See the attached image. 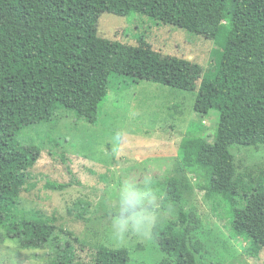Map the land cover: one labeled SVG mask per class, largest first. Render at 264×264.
<instances>
[{
    "label": "trees",
    "instance_id": "trees-1",
    "mask_svg": "<svg viewBox=\"0 0 264 264\" xmlns=\"http://www.w3.org/2000/svg\"><path fill=\"white\" fill-rule=\"evenodd\" d=\"M105 13L147 16L218 47L194 105L203 117L219 112L217 133L210 142L189 130L181 141L162 208L178 207V215L152 231L166 254L158 264H199L203 222L186 207L195 187L207 201L225 204L232 237L249 242L246 252L258 257L264 249V172L245 180L233 150L264 147V0H0V235L24 250L48 248L51 264L130 262L126 248L101 246L84 256L83 241L56 219L21 208L43 152L23 145L25 129H42L62 111L98 124L113 75L182 91L194 78L196 69L154 51L143 38L134 47L99 36ZM67 187L46 184L53 191Z\"/></svg>",
    "mask_w": 264,
    "mask_h": 264
},
{
    "label": "rangeland",
    "instance_id": "rangeland-1",
    "mask_svg": "<svg viewBox=\"0 0 264 264\" xmlns=\"http://www.w3.org/2000/svg\"><path fill=\"white\" fill-rule=\"evenodd\" d=\"M98 33L134 47L143 38L154 51L178 57L196 69L194 78L182 91L113 75L109 100L102 106L98 124L62 111L42 129H25L20 136L23 145L42 146L43 152L32 171L33 187L21 196V208L56 219L58 226L83 241L84 256L101 246L126 248L131 256L129 264H158L166 254L152 236L130 237L122 245L113 241L110 209L125 178L143 182L151 177L161 206L159 222L177 217L178 207L162 208L181 141L189 130L210 142L217 133L219 112L203 117L195 113L194 105L200 78L212 67L213 52L218 47L202 36L139 15L105 13ZM233 152L238 172L245 175V180L264 172V147H241ZM192 182L197 185V181ZM48 183L69 187L53 191L46 188ZM204 194L197 187L186 194L187 209L195 210L203 222L198 231L202 245L197 255L199 264H264V249L258 257L250 256L246 252L249 242L231 235L225 204L207 201ZM50 252L48 248L24 250L15 240L0 235V264H51Z\"/></svg>",
    "mask_w": 264,
    "mask_h": 264
},
{
    "label": "clouds",
    "instance_id": "clouds-1",
    "mask_svg": "<svg viewBox=\"0 0 264 264\" xmlns=\"http://www.w3.org/2000/svg\"><path fill=\"white\" fill-rule=\"evenodd\" d=\"M151 177L143 182L128 177L121 182L115 205L110 209V234L124 244L130 237L150 239L161 218V206Z\"/></svg>",
    "mask_w": 264,
    "mask_h": 264
}]
</instances>
